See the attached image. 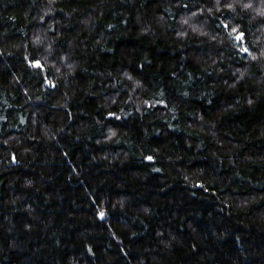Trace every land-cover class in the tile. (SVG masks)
Here are the masks:
<instances>
[{
    "label": "trees",
    "instance_id": "trees-1",
    "mask_svg": "<svg viewBox=\"0 0 264 264\" xmlns=\"http://www.w3.org/2000/svg\"><path fill=\"white\" fill-rule=\"evenodd\" d=\"M0 264H264V0H0Z\"/></svg>",
    "mask_w": 264,
    "mask_h": 264
},
{
    "label": "snow or ice",
    "instance_id": "snow-or-ice-1",
    "mask_svg": "<svg viewBox=\"0 0 264 264\" xmlns=\"http://www.w3.org/2000/svg\"><path fill=\"white\" fill-rule=\"evenodd\" d=\"M233 31H236V30L234 29ZM243 36H244V33H238L236 38H237V40H242ZM244 51L247 52L248 49L245 48ZM37 63H39V62H37ZM148 159L151 160L152 157H148ZM101 215H103V214H101Z\"/></svg>",
    "mask_w": 264,
    "mask_h": 264
},
{
    "label": "water",
    "instance_id": "water-1",
    "mask_svg": "<svg viewBox=\"0 0 264 264\" xmlns=\"http://www.w3.org/2000/svg\"><path fill=\"white\" fill-rule=\"evenodd\" d=\"M35 66L38 68L40 67V63H36Z\"/></svg>",
    "mask_w": 264,
    "mask_h": 264
}]
</instances>
